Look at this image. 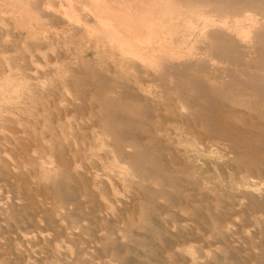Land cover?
Wrapping results in <instances>:
<instances>
[{
    "label": "rangeland",
    "instance_id": "rangeland-1",
    "mask_svg": "<svg viewBox=\"0 0 264 264\" xmlns=\"http://www.w3.org/2000/svg\"><path fill=\"white\" fill-rule=\"evenodd\" d=\"M7 15L0 14L8 24L0 25V72L5 59L25 86L0 108V264H264L263 119L254 117L262 123L254 128L238 122L245 143H230L204 126L202 99L204 109L181 113L170 90L147 95L110 59L93 57L80 31L39 29L42 42L33 41ZM215 107L231 128L225 106ZM122 164L132 170L120 171Z\"/></svg>",
    "mask_w": 264,
    "mask_h": 264
},
{
    "label": "bare ground",
    "instance_id": "bare-ground-1",
    "mask_svg": "<svg viewBox=\"0 0 264 264\" xmlns=\"http://www.w3.org/2000/svg\"><path fill=\"white\" fill-rule=\"evenodd\" d=\"M52 9H53V11H51ZM5 13H7L10 16V18H12L15 21V27L16 28H18V29L20 28L21 30L27 29V34L25 36L26 37L27 36L32 37L31 39L34 38L33 41L39 37L40 30L44 31L45 35H46V32H49V33L52 32L55 35H58L59 33L65 34L68 31L73 36H75L74 34L76 32L80 31V33H83V37L85 38L83 41L86 42V47H87L86 50L87 51L91 50L90 52H92L93 57L99 58V57L105 56L108 59H110V62L113 66L118 67L126 75H129V76L132 75L134 77V81L137 83V88L140 89L143 93H145L147 95L162 93L163 91H165L167 89L170 90L171 92H173V94L176 97L177 108L180 110L181 113L189 114L191 109H193L192 111H193V113H195L194 111H196L198 109H201V108L204 109L205 106H203V104L200 102V99H202L204 101L203 103H206L208 105L207 107L209 108L208 109V115L209 116L204 117L205 121L207 120L206 123L203 122V123H205L204 126H206L207 129L209 128L208 130H212L213 132H215V134H217V136H219L220 138L227 139L230 143H236V144L238 143L239 144L240 142L245 141V140L241 141L238 137L240 135L238 133L240 131L239 130L240 128L238 129V126H237L238 122H241V123L246 124V125L249 124V126L251 127V125L254 123H255V125L257 123L260 124V121L254 120L255 119L254 117H256V116L258 117L259 120L263 119L262 121H264V0H0L1 17H3V15ZM2 24L3 23L0 20L1 26H3L5 23L3 25ZM13 24H14V22H13ZM7 25L5 24L4 26H7ZM8 28H10V26H8ZM8 28H5V29L7 30ZM37 29L38 30L40 29V30L34 31ZM32 30L34 32H32ZM0 32H2V31L0 30ZM55 35H53V36H55ZM6 37H7V35H6ZM83 37H82V39H83ZM64 38H66V37H64ZM7 39H8V37H7ZM80 40L81 39L79 38V41ZM3 41L5 42V39ZM39 41H41V39H39ZM8 42L11 43V41H9V40H8ZM64 44L65 43H63V45ZM21 46H22V44H21ZM78 48L81 49L80 47H78ZM51 49H53V48H51ZM45 50H46V52H48L47 49H45ZM53 50H55V49H53ZM87 51H85V52H87ZM47 54L44 55L45 57H44V59H42L43 62L46 61V59H45L46 56L51 54V52L48 55ZM27 55H29V54H27ZM41 55L43 56V54H41ZM83 55H85V54H83ZM30 57H32V55ZM4 58H6V57H4ZM49 58H50V55H49ZM32 59H33V57H32ZM26 60L28 61V58ZM29 60H31V59H29ZM4 62H6L5 65H6L7 69L6 70L4 69L0 72V108L4 107V106L1 107L2 104L3 105H4V103L7 104V101L10 98L14 97V96H11L12 91H17L18 89L22 90L21 87L25 86V83H23L19 80L20 75H19V77L17 76V78L13 77V74L11 73V70H12L11 66L12 65L9 66L8 65L9 63L5 59H4ZM30 62H32L33 66L35 65V63H33V60ZM47 64L45 63L44 65L43 64L42 65L44 67ZM27 65H29V64L27 63ZM16 66H17V64H16ZM37 66L41 67V64L40 63L38 64V62H37ZM51 66L52 67L57 66V68L59 67L58 65H54V63ZM51 66H50V68H51ZM46 68L48 69L49 67H46ZM46 68L44 67V70ZM26 69H27V67H26ZM73 70L74 69L72 67H68V69H66L64 71H66L65 72V73H67L66 75L69 76V74H71V77H73L72 75L75 73V72L73 73ZM20 71H22V70H20ZM57 71H58V69H57ZM33 72H35V71H33ZM33 72H31L32 75H34ZM16 74H18V73H16ZM16 74L14 73V75H16ZM36 74H37V72L35 73V75ZM92 74H94V73H92ZM53 75H55V74H53ZM38 76H37V78H38ZM71 77H70V79H71ZM21 78H23V76H21ZM57 78L58 77L56 76V79ZM75 78H77V77H75ZM44 79H43V81H44ZM61 80H63V79H61ZM66 80H68V79H66ZM32 82H34V81H31V83ZM36 82H37V80H36ZM41 82H40V84H41ZM65 82L67 83V81H65ZM80 82H81V80H80ZM42 84H44V83H42ZM53 84H55V83H53ZM51 86H52V84H51ZM41 87L42 86H40V88ZM97 87H96V89H97ZM127 87H128V85H127ZM183 87L188 88V90L190 92V97H191L190 99L187 96L188 94L185 95L182 92ZM27 90H28V88H27ZM90 90L92 91V89H89V91ZM117 90H118V88H117ZM120 91H121V89H120ZM123 91H124V89H123ZM128 92H129V90H128ZM211 93H213L215 96H213ZM75 94H76V92H75ZM115 94H114V96H116ZM16 95H19V94H16ZM67 95L69 96L70 94L67 93ZM110 95L112 96L113 93ZM120 95H121V93H120ZM128 95L129 94L127 93L126 96H128ZM160 95H162V94H160ZM64 96H66V95H64ZM74 96H77V95H74ZM80 96H81V94H80ZM100 96H103V95H100ZM94 97H95V95H94ZM94 97L92 100L94 101V99H95V101H96V98H94ZM170 97H171V95H170ZM73 98L74 97H72V101H75L77 99L75 97V99L73 100ZM12 99H11V101H12ZM98 99H99V97H98ZM98 99H97V101H98ZM15 100L18 101L17 99H15ZM196 100H198V101H196ZM101 101H100V104H102ZM76 102H79V101L76 100ZM8 103L11 104V102H8ZM89 103H90V101H89ZM220 103L225 106V107H223V110H222L223 115L226 116V118L229 121H231L232 126H233L232 127L230 125L231 124L230 123L229 125L231 126V128H229V126L227 124L226 125L228 127L227 128H226V126L224 127L221 124V121L219 119L220 117L218 115H215L216 113H214V109L216 108L215 104H220ZM68 104H69V102H68ZM60 105H61V103H60ZM105 105H106V103H105ZM100 108H102V107H100ZM226 109H227V111H226ZM0 111H1V109H0ZM217 111H218V109H217ZM107 112H109V111H107ZM107 112H105L104 114H107ZM101 113H103V112H101ZM136 113H137V111H136ZM136 113H134V114H136ZM143 113H145V112H143ZM110 114L113 115L114 113H110ZM110 114L108 116H110ZM0 116H1V114H0ZM169 116H170V114H169ZM174 116H175V114H174ZM193 116L195 117V115H193ZM197 116L199 118V115H197ZM87 117H89V116H87ZM158 117H159V115H158ZM181 117H182V114H181ZM97 118L99 120V117H97ZM8 119H9V117H8ZM81 119L82 118H80V120ZM89 119H91V118H89ZM89 119L87 121H89ZM5 120H6V117H5ZM94 120L95 119H92V122ZM184 120H185V118H184ZM175 121H177V120H175ZM80 122H82V121H80ZM85 122L86 121H84V123ZM90 123H91V121H90ZM110 123H108V124H110ZM184 123L185 122H183V124ZM102 124H104V122H102ZM111 124H113V122ZM111 124L109 126H111ZM200 124H201V122H200ZM188 125H190V124H188ZM104 126H105V124H104ZM262 126H264V125H262ZM253 128H254V126H253ZM103 132H104V130H103ZM177 132L175 131L174 133L178 134L179 132L178 133ZM120 133H121V131H120ZM100 134L101 133H99V135ZM103 134H101V136ZM106 134H108V131L106 132ZM115 134L116 133L114 132V135ZM176 134H174V135H176ZM237 134H239V135L237 136ZM22 135H24V134H22ZM10 136H11V134H10ZM15 136H17V135H15ZM101 136H100V139H101ZM103 136H105V135H103ZM214 136H216V135H214ZM109 137H110V135H109ZM116 137H118V139L120 137L122 138V136L119 137L118 135ZM112 138H114V136H112ZM242 138H244V137H242ZM248 139H250V138H248ZM9 143H10V141H9ZM20 143H23V142L20 141ZM11 145H9V146H11ZM12 146H14V145H12ZM218 146H219V144H218ZM234 147H235V145H234ZM3 148H4V146H3ZM106 148H108V147H106ZM246 148H247V146H246ZM247 149L251 150L250 148H247ZM21 150H23V148ZM204 150H206V149H204ZM257 150H259V149H257ZM15 151H17V150L15 149ZM120 151H122V150H120ZM34 152H36V151H34ZM122 152H121V154H122ZM31 153H33V152H31ZM114 154H116V153H114ZM124 157L126 158V156H124ZM22 159H23V157H22ZM127 161H126V163L130 162L128 159H127ZM12 164H13V162H12ZM122 165L119 167L121 169L120 171H129L131 168L130 167L128 170V168L126 167L127 165H124V164H122ZM128 166H129V164H128ZM130 166H131V163H130ZM24 168H26V167H24ZM74 168L75 169H73V170H76V167H74ZM15 169H17V168H15ZM15 169H13V171ZM117 169H118V167H117ZM131 170H132V168H131ZM129 174H131V173H129ZM95 176H96V180H97V175H95ZM82 177H84V176H82ZM15 178H17V177L15 176ZM101 179L102 178H100V180ZM119 179H122V178H119ZM94 181H95V177H94ZM124 181H125V179H124ZM43 182H44V180H43ZM53 182H54V180H53ZM5 183H7V182H5ZM7 185H9V184H7ZM28 186H30V185H28ZM39 187H40V185H39ZM18 189H17V191H18ZM21 191H23V190H21ZM115 192H113V193H115ZM17 194H20V193H17ZM36 197H38V196H36ZM15 201L17 203H20L17 200H15ZM23 202H21V203H23ZM39 203H41V201ZM62 212H64V211H62ZM67 250H69V249H67ZM70 252H72V251H70Z\"/></svg>",
    "mask_w": 264,
    "mask_h": 264
}]
</instances>
